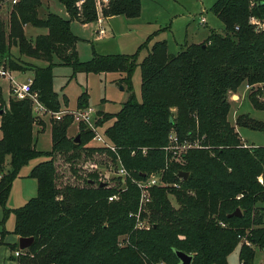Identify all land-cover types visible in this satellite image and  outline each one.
I'll return each mask as SVG.
<instances>
[{
  "label": "trees",
  "instance_id": "16d2710c",
  "mask_svg": "<svg viewBox=\"0 0 264 264\" xmlns=\"http://www.w3.org/2000/svg\"><path fill=\"white\" fill-rule=\"evenodd\" d=\"M55 1L66 17L48 12L45 18H38L40 0H19L12 6L6 31L0 21V61L11 70L31 71V89L51 110L60 107L51 89L53 54L59 64L71 66L72 74L122 72L119 82L128 91V98L118 111L104 113L95 123L112 119L104 134L131 178L156 173L162 184L150 189V202L143 207L150 213V227L134 228V217L129 213L137 209L138 190L129 178L124 180L118 199L109 202L107 196L121 188L120 178L104 180L99 186L98 174L75 167L83 160L112 164L114 153L84 146L91 132L82 124L77 130L79 142L74 143L73 137L66 135L70 116L51 121L50 150H36L30 101L10 97L5 104L0 100L2 208L19 168L30 158L45 157L29 172L36 181L35 196L12 210V233L33 238L27 248L16 247L17 262L178 264L173 250H179L191 256L190 264H227L228 254L240 242L238 264H253L256 249L264 255V146H238L226 114L228 93L241 83L250 87L264 84V31H254L248 22L249 16L264 18V0H214L209 10L220 21L221 32L210 28L199 43L184 40L182 49L174 54L166 51L164 40H155L138 62V50L131 55L92 54L90 59L79 61L77 37L69 23L95 20L94 1ZM139 5L140 0H107L100 9L103 17H135ZM24 24L45 28L46 32L26 39ZM9 45L16 46L19 54L49 65L22 67L3 57ZM135 67L139 69L138 99L131 91ZM248 96L253 106L261 107L255 93ZM86 106V93L82 92L75 107ZM247 118L239 115L236 125L263 130L262 124ZM170 133L179 141L195 140L199 147L187 148L172 158L163 149ZM6 156L9 169L4 171ZM55 157L67 162L68 175L56 171ZM178 171L187 172L186 179L179 178ZM236 208L239 215H229ZM3 211L4 219L9 210Z\"/></svg>",
  "mask_w": 264,
  "mask_h": 264
},
{
  "label": "rangeland",
  "instance_id": "374dc122",
  "mask_svg": "<svg viewBox=\"0 0 264 264\" xmlns=\"http://www.w3.org/2000/svg\"><path fill=\"white\" fill-rule=\"evenodd\" d=\"M93 1L95 6V0ZM213 1L140 0L137 16L125 17L123 15H113L105 19L101 14V9L98 8L96 10L95 20L89 21L84 25L78 20H71L69 23L71 32L77 37L75 42L77 58L79 61H85L90 59L92 54L102 56L115 54L131 55L138 50V62L145 55L146 48L154 40L159 39L165 41L166 51L168 53H177L183 47L184 38L188 42L197 43L205 38L210 28L221 32L220 21L209 10V6ZM11 8L12 6L8 5L0 6V21L4 23L5 31L7 29L8 13ZM48 12L66 17L63 15L60 4L55 0H40V4L36 9L37 17L43 19ZM199 15L204 16L206 20L205 24H198ZM97 18L100 19L99 23H97ZM98 27H102L104 32L103 37L96 36V29ZM22 30L26 39H32L34 35L46 32L45 28L35 27L29 24H24ZM144 43H146V47L141 46ZM139 47L140 49H138ZM3 57L11 59L25 68H31L35 65L39 67L49 65L45 61L19 54L17 47L14 45L6 47ZM50 62V71L52 74L51 89L61 105L66 106L68 103L70 107L73 105L76 106V98L79 94L85 92L87 105L93 107L98 113V116L102 117L104 113H115L118 111L122 102L128 98V91L125 89L124 84L119 82V78L123 76L122 72H75L72 74L71 66L68 64H59L56 55H52ZM16 74L20 80L32 75L29 70L16 72ZM1 84L2 87H5L7 85L6 80H1ZM131 91L138 99V67H135L131 76ZM251 92L255 93L256 99L261 107L252 105L248 96ZM3 95L6 97L5 92ZM9 98L10 95L7 100ZM63 98L66 100L65 102ZM227 102L229 108L226 114V121L236 133L238 146L248 149L254 146H264V130L247 126H237L235 123L239 115H245L248 117V120L250 119L251 121L262 124L264 129V84H255L250 87L245 83H241L235 91L228 93ZM170 110L172 111L173 108L171 107ZM44 119V125L40 123L42 128H39L37 132V127H33L32 131L35 149L40 151L50 150L49 133L52 122L47 118ZM111 121L112 119L104 121L101 124V128L104 129L107 127ZM45 125L47 127L43 130ZM71 125L69 132L76 128L75 125ZM74 135H71V137ZM84 146L92 147L93 145L87 142ZM44 158L42 155L30 158L19 168L17 174L11 180L5 205L3 208L0 206V264H22V262H17L13 255L17 247V241L14 239L15 236L12 233V210L21 207L28 199L35 196L36 181L29 175V172L37 162L44 160ZM8 160L9 157L6 156L2 163V169L4 171L9 169ZM75 164H77L75 167L78 170L82 169L85 172L94 171L99 175L101 181L112 180L114 177L112 176L113 170L110 169L111 164L100 165L90 160L78 161ZM54 165L56 171L62 173V175H66L69 172L67 162L58 157L54 158ZM258 181H261L260 177H258ZM172 204L174 203L172 202ZM3 209L9 210L4 219ZM143 216L150 227V213L146 212ZM120 238L121 236L118 237V239ZM240 244L238 242L235 249L228 254L227 264H238V248ZM259 256L260 251L256 249L253 264L260 263Z\"/></svg>",
  "mask_w": 264,
  "mask_h": 264
},
{
  "label": "built area",
  "instance_id": "2783aa9c",
  "mask_svg": "<svg viewBox=\"0 0 264 264\" xmlns=\"http://www.w3.org/2000/svg\"><path fill=\"white\" fill-rule=\"evenodd\" d=\"M18 1L19 0H1L0 6H13ZM82 1L83 0H78L77 3H81ZM106 2L107 0H95L96 10L104 6ZM97 20L98 22H100V19L97 18ZM198 21L200 24L205 23V19L202 16L199 17ZM248 22L252 25L254 31H264V18L259 19L254 16H249ZM96 33L97 36L103 35L104 32L102 30V27H98L96 29ZM0 78H3L7 81L8 92L11 98L17 100L28 99L30 101L31 114L35 119L47 118L51 121H58L61 120L63 116H70L71 123H75L77 125V130L79 124H82L85 129L91 132V137L88 141L89 143H92V145L95 147L105 148L111 153H114L115 160L111 164L112 166L110 167V169L113 170L112 176L120 178L121 188L118 192L108 195L107 201L111 202L118 199L120 191L124 188V180L126 178H129L130 182H132L138 190L137 209L134 213H129V216L131 215L132 217H134V228L148 229L149 224L144 218V216H142V213L146 212L143 207H145L150 202V189L154 186H159L162 184L160 175L156 173H150L147 175H143L141 178L138 179H133L129 176L128 172L122 166L117 156V150L115 146L106 138L104 134V129L101 128V125H97L95 123L99 116L93 107L87 105L83 108H59L58 110H51L47 108L38 99L36 92L31 89L32 76H28L24 80L19 81L14 78V76L11 74V69H9L7 65L2 61H0ZM190 147H199V144L195 140L179 141L173 133H170L168 135V143L166 146L163 147V149L170 153L172 158H175L176 155L182 153L184 150ZM143 151L144 150L142 149V152ZM242 240L245 242V244H247L244 239ZM13 255L18 256L19 249H15ZM153 264L165 263L159 261ZM260 264H263V262H261Z\"/></svg>",
  "mask_w": 264,
  "mask_h": 264
},
{
  "label": "crops",
  "instance_id": "0c3cea01",
  "mask_svg": "<svg viewBox=\"0 0 264 264\" xmlns=\"http://www.w3.org/2000/svg\"><path fill=\"white\" fill-rule=\"evenodd\" d=\"M60 7H61V9H62V6L60 5ZM62 11H63V9H62ZM63 15L64 16H66V14H65V12L63 11ZM200 16H202V17H204L203 15H199V17ZM110 16H108V17H104V19L105 18H109ZM199 17H198V19H199ZM102 18V17H101ZM205 19V18H204ZM97 23H99L98 21H97ZM205 23H206V20H205ZM205 23H203V24H205ZM83 25L85 24V23H82ZM198 24H200L199 23V21H198ZM203 24H200V25H203ZM44 33V32H43ZM97 34V33H96ZM207 34H208V31H207ZM207 34H206V36H207ZM35 36V35H34ZM97 36V35H96ZM104 36V33H103V35H101V36H98V37H103ZM205 36V37H206ZM159 40H161V39H159ZM184 40L186 41V43H195V42H188L185 38L183 39V42H184ZM155 41V40H154ZM197 43H199V42H197ZM75 49H76V46H75ZM35 66H37V65H35ZM16 72H23V71H19V70H11V74L14 76V78L15 79H17V80H19V81H22V80H24V79H22V80H20L19 78H17V74H16ZM1 80H3V78L2 79H0V100L1 101H3L5 104H7V102H8V96H9V92H8V83H7V85H5V87L3 86L2 87V84H1ZM5 80V79H4ZM7 82V81H6ZM6 93V97L3 95V93ZM59 105H60V107L59 108H70V109H73V108H75V105H73L72 107H70V106H68V103H67V105L65 106V105H61L60 103H59ZM44 119V118H43ZM43 119H34V121H33V123H32V125H31V132L33 131V127H37V132L39 131V128H42V126H41V124L40 123H44V120ZM49 121H51V120H49ZM71 124H73V125H75V129H73L71 132H69V128L72 126ZM44 125V124H43ZM47 127V125H45L44 127H43V130L45 129ZM42 130V131H43ZM76 132H77V125L75 124V123H70V125H68V127L66 128V135L67 136H71V135H73V134H76ZM49 135H50V133H49ZM0 136H1V133H0ZM32 141H33V145H34V148H35V142H34V140H33V132H32ZM50 145H51V142H50ZM40 151V150H39ZM15 237H14V239H16V241H17V236L16 235H14ZM17 248H18V246H17ZM263 254H261L260 253V256H259V258H260V263L263 261ZM15 262V261H14ZM260 263H258V264H260Z\"/></svg>",
  "mask_w": 264,
  "mask_h": 264
},
{
  "label": "water",
  "instance_id": "95a60500",
  "mask_svg": "<svg viewBox=\"0 0 264 264\" xmlns=\"http://www.w3.org/2000/svg\"><path fill=\"white\" fill-rule=\"evenodd\" d=\"M122 88V87H121ZM3 112V109L0 108V114ZM264 130V129H263ZM72 141L74 143H78L79 142V134L76 133L73 138ZM141 176H143V174H141ZM177 176L181 179H186L187 177V172L185 171H178ZM89 183L92 182V180L88 181ZM105 182H99L98 185L102 186L104 185ZM229 215H239V210L236 208L233 212H231ZM33 241V238L31 236L28 237H18L17 238V246L20 250L27 248ZM175 257L178 260V264H190L191 261V256L179 251V250H173Z\"/></svg>",
  "mask_w": 264,
  "mask_h": 264
}]
</instances>
